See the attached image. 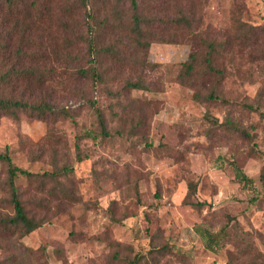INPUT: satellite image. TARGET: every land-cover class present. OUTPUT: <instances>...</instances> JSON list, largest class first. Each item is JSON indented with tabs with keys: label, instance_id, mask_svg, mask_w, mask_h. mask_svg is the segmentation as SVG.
<instances>
[{
	"label": "rangeland",
	"instance_id": "rangeland-1",
	"mask_svg": "<svg viewBox=\"0 0 264 264\" xmlns=\"http://www.w3.org/2000/svg\"><path fill=\"white\" fill-rule=\"evenodd\" d=\"M143 1L146 13L162 19L186 13L193 32L207 40L231 30L233 12L259 29L252 47L235 45L231 62L229 55L222 59L227 77L218 93L225 103L197 101L195 91L203 95L210 87L179 82L194 43L183 28L160 23L144 50L129 35L106 31L100 80L84 79L76 69L91 68L94 58L84 44L67 42L69 31L85 30L78 1L36 0L29 16L17 10L6 25L0 6V29L16 27L11 47L23 42L27 52L38 49L46 74L42 83L20 81L5 93L70 114L1 117L0 153L7 148L14 165L37 174L66 165L76 197L53 200L17 177L21 200L41 224L19 241L1 237L0 263L15 255L21 264H129L140 252L139 264H264V0H146L148 8ZM89 4L95 17L110 14L109 5ZM26 17L36 23L22 33L15 21ZM128 80H140L144 89H127ZM91 104L101 110L109 137L100 136ZM226 119L252 138L225 128ZM4 176L0 162V183ZM7 197L0 188V212L8 210Z\"/></svg>",
	"mask_w": 264,
	"mask_h": 264
},
{
	"label": "trees",
	"instance_id": "trees-1",
	"mask_svg": "<svg viewBox=\"0 0 264 264\" xmlns=\"http://www.w3.org/2000/svg\"><path fill=\"white\" fill-rule=\"evenodd\" d=\"M76 1L79 2L76 8L82 10L85 30L82 33L69 31L67 34L69 38L68 40L65 38V41L67 40L68 44H72L73 46L84 44L88 57L92 56L94 58L91 68L78 67L75 73L76 76L84 79L93 77L100 80L98 58L103 53L109 52L102 45V34H105L106 31H110L115 36L118 34L129 35L135 44H137L138 49L144 50L156 38V26H160V23L162 26L164 24L175 25L185 29V35L189 38L188 40L194 42L191 44V51L187 60L181 66L178 80L181 84H187L195 89H198V87L203 89L209 86L210 89L206 94L202 95L199 91H195L193 98L201 102H211L218 99H220V102H226L218 93L221 82L227 77V68L222 59L229 55V62H231L230 60L233 57L235 45L238 48H245L246 46L252 47L255 42L252 36L256 34L257 30L259 31L255 26L243 22L238 12H233L231 17V30L215 35L213 39L207 40L193 32L194 21L183 12H178L173 18L171 16L162 19V17L151 15V12L146 13L140 6L139 0ZM96 1L107 6L109 5L110 14H105L101 18L98 16L95 17L94 9L89 3L95 5ZM124 1L128 3L126 9L123 8ZM169 1L173 5L176 3V0ZM36 3V0H28L27 2L20 0H0V6L4 8V14L6 16L1 19L2 23L5 24L7 18L17 13V10L25 12V15L29 16V12L34 9V6L38 8ZM143 3L145 4L147 1L145 0ZM144 7L148 8L146 4ZM121 9L127 10L128 14H124ZM33 19L26 17L24 22L18 23L15 21V25L21 26L23 33L25 27L33 29L36 23ZM14 28L16 29L15 26ZM15 29H0V118L9 116L18 119L20 114L36 116V118L42 120L46 118H51L52 120L69 118L70 114L65 108L58 109L56 106L45 101L37 103L28 102L5 93L4 90L6 88H15L17 86L16 84L20 81H29L32 78H36L38 82L42 83L46 77L45 70L39 69V66H42L44 57L38 49L36 50L34 48L35 52H27L21 46V44H24L23 42H18L14 48L11 47V33H14ZM26 31L24 33L25 36L27 34ZM198 41L199 43H197ZM26 60L31 62L30 66L25 69H19L18 65ZM126 82L127 89H144L140 80H128ZM91 106L97 117L100 136L102 138L109 137L101 110L95 107V104H91ZM223 124L225 128L244 139L252 138L247 131L229 119H226ZM76 149L78 154L79 147L76 146ZM77 157L80 156L78 155ZM0 162L5 165L4 181L0 183V188L3 193H7L8 197L6 202L9 204L6 212H0V239L1 237H14V241H19L22 237L37 229L41 224L40 221L35 220L30 209H27L21 200L19 187L15 184L17 177L24 176L29 183H36V192L39 194L47 192L53 200H60L67 203L76 201L73 188L68 183L69 174L72 172V169L66 165L56 169L54 172H44L42 174L32 173L14 165L7 148L0 153ZM236 176L241 180H248L246 176L238 171ZM48 183L51 185L49 189H47ZM188 190L190 194L193 193L194 187L192 184L188 185ZM45 200V198H40V201L43 203ZM38 203L40 204V202ZM213 239L214 237H211L210 241ZM143 256L144 253H136L134 259L129 264H139ZM5 261H1L0 264H4ZM7 261H10V264H21L15 255H11Z\"/></svg>",
	"mask_w": 264,
	"mask_h": 264
}]
</instances>
